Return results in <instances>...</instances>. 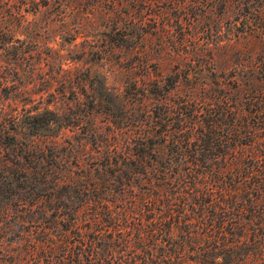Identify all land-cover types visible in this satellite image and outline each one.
I'll list each match as a JSON object with an SVG mask.
<instances>
[{
    "label": "rangeland",
    "instance_id": "1",
    "mask_svg": "<svg viewBox=\"0 0 264 264\" xmlns=\"http://www.w3.org/2000/svg\"><path fill=\"white\" fill-rule=\"evenodd\" d=\"M158 1L0 0V264H264V0Z\"/></svg>",
    "mask_w": 264,
    "mask_h": 264
},
{
    "label": "trees",
    "instance_id": "2",
    "mask_svg": "<svg viewBox=\"0 0 264 264\" xmlns=\"http://www.w3.org/2000/svg\"><path fill=\"white\" fill-rule=\"evenodd\" d=\"M106 2L109 3V5H111L114 9L122 8L123 10L125 6L129 7L128 13L125 14L130 18H133L135 14L141 13L145 9H148L149 12H152L154 7H160L158 0H106ZM130 9H132L133 12H130ZM142 18H145V15L142 16Z\"/></svg>",
    "mask_w": 264,
    "mask_h": 264
}]
</instances>
